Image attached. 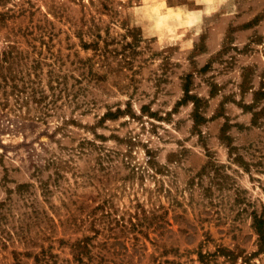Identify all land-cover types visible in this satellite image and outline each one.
<instances>
[{
  "label": "rangeland",
  "instance_id": "obj_1",
  "mask_svg": "<svg viewBox=\"0 0 264 264\" xmlns=\"http://www.w3.org/2000/svg\"><path fill=\"white\" fill-rule=\"evenodd\" d=\"M136 3L0 0V264H264V0L163 49Z\"/></svg>",
  "mask_w": 264,
  "mask_h": 264
},
{
  "label": "clouds",
  "instance_id": "obj_2",
  "mask_svg": "<svg viewBox=\"0 0 264 264\" xmlns=\"http://www.w3.org/2000/svg\"><path fill=\"white\" fill-rule=\"evenodd\" d=\"M231 0H193L194 7L172 6L169 0H137L126 16L145 40L155 41L161 48L185 46L189 34H199L206 18L228 7ZM192 41H186L191 46Z\"/></svg>",
  "mask_w": 264,
  "mask_h": 264
},
{
  "label": "trees",
  "instance_id": "obj_3",
  "mask_svg": "<svg viewBox=\"0 0 264 264\" xmlns=\"http://www.w3.org/2000/svg\"><path fill=\"white\" fill-rule=\"evenodd\" d=\"M264 97V86L257 89L255 91V99L257 100L258 98ZM261 113L260 110H255L254 111V122L257 120V116ZM264 226V221H261V226ZM260 242H261V249L264 250V229H260Z\"/></svg>",
  "mask_w": 264,
  "mask_h": 264
}]
</instances>
